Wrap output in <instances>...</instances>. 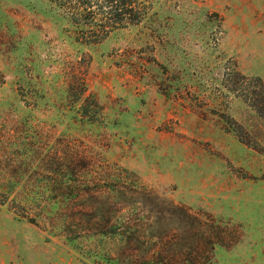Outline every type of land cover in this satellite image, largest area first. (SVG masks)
Returning a JSON list of instances; mask_svg holds the SVG:
<instances>
[{
  "label": "rangeland",
  "instance_id": "1",
  "mask_svg": "<svg viewBox=\"0 0 264 264\" xmlns=\"http://www.w3.org/2000/svg\"><path fill=\"white\" fill-rule=\"evenodd\" d=\"M56 1L0 0V264H264V0Z\"/></svg>",
  "mask_w": 264,
  "mask_h": 264
},
{
  "label": "trees",
  "instance_id": "2",
  "mask_svg": "<svg viewBox=\"0 0 264 264\" xmlns=\"http://www.w3.org/2000/svg\"><path fill=\"white\" fill-rule=\"evenodd\" d=\"M60 6H72L73 10L69 12L70 20L81 31L88 30L90 41L99 42L111 29L117 26H126L141 22L146 16L145 3H139L138 0H62L56 1ZM96 6L95 10L91 8ZM236 81L238 90L254 98L252 104L259 114L264 117V83L258 76L251 77V83L258 87L247 89L249 80L243 74L238 75Z\"/></svg>",
  "mask_w": 264,
  "mask_h": 264
}]
</instances>
